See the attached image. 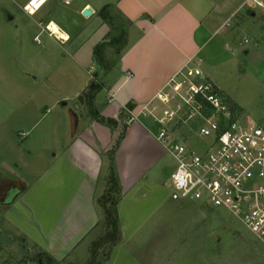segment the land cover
Returning a JSON list of instances; mask_svg holds the SVG:
<instances>
[{"label":"rangeland","instance_id":"rangeland-1","mask_svg":"<svg viewBox=\"0 0 264 264\" xmlns=\"http://www.w3.org/2000/svg\"><path fill=\"white\" fill-rule=\"evenodd\" d=\"M230 1L233 18L202 48L200 67L237 120L264 123V8ZM26 2L0 0V264H264V243L226 210L171 199L175 162L154 139L122 154L124 163H138L144 173L137 185L122 188L115 163L121 142L115 141L132 122L133 109L119 117L120 132L109 148L116 149L121 185L117 239L105 237L111 227L98 203L108 187L105 155L108 173L96 197L99 221L71 245L69 239L89 225L93 210L89 192L76 185L79 170L66 148L73 130L95 120L96 106L87 95L103 65L78 59L68 46L85 25L67 23L72 32L63 45L45 30L51 2L33 15L24 12ZM112 15L118 25H127ZM58 17L71 19L63 11ZM120 44L106 45L105 64L118 60ZM138 118L154 135L170 127ZM196 126L187 120L173 129L201 148L205 140L191 136Z\"/></svg>","mask_w":264,"mask_h":264},{"label":"crops","instance_id":"crops-1","mask_svg":"<svg viewBox=\"0 0 264 264\" xmlns=\"http://www.w3.org/2000/svg\"><path fill=\"white\" fill-rule=\"evenodd\" d=\"M48 1L51 2L45 11L46 16H49L45 24L48 35L65 45L69 43V34L72 32L67 23L85 25L79 37L68 46L70 49L74 47L72 53L78 59L88 60L90 64L94 62V48L99 43L110 41V38H105L111 31L110 25L102 19L101 9L106 5L111 6L112 13H116L127 24V40L117 53L118 60L109 69H102V74L96 73L93 77L102 84V89L93 99L95 111L117 121H120V113L128 103H132L135 106L133 110L137 112L154 98L174 74L184 70L190 62H199L201 66L202 48L225 23L232 20L235 12L230 0ZM88 7L92 9V13L86 17L83 10ZM62 11L69 12L72 20L63 22L58 17ZM50 22L56 23L68 38L63 40L53 34L48 29ZM84 93L85 91L79 98ZM119 123L118 127L111 129L92 120L82 129L75 132L73 130L66 155L79 170L75 183L79 190L89 192L94 213L92 211L89 225L78 233L75 232L74 237L69 239L72 241L71 245L82 240L99 221L96 197L98 190L102 189L99 182H106L108 173V164L103 154L116 140L120 132ZM153 139L163 147L144 121L133 120L128 125L115 156L122 188L125 189L131 183L137 185L143 180L144 174L138 163L125 160V164L122 154L130 146H137L138 143L149 145Z\"/></svg>","mask_w":264,"mask_h":264},{"label":"built area","instance_id":"built-area-1","mask_svg":"<svg viewBox=\"0 0 264 264\" xmlns=\"http://www.w3.org/2000/svg\"><path fill=\"white\" fill-rule=\"evenodd\" d=\"M47 1L27 0L22 8L33 15ZM245 3L264 8V0ZM131 113V121L142 115L170 126L154 137L175 162L171 199L224 209L264 243V123L237 120L199 62H190L148 104ZM187 120L197 123L191 136L205 140L201 148L173 129Z\"/></svg>","mask_w":264,"mask_h":264},{"label":"trees","instance_id":"trees-1","mask_svg":"<svg viewBox=\"0 0 264 264\" xmlns=\"http://www.w3.org/2000/svg\"><path fill=\"white\" fill-rule=\"evenodd\" d=\"M100 15L102 19H104L109 25L111 31L119 30V32H116L117 35H113L110 37L109 43H100L94 48V62L96 65L99 67L103 65L102 69L107 70L111 66L110 64H105V58H104V52L108 45L110 46L112 44H120V48H122V45L126 44V39H127V33H126V25H118L117 22H115L114 15H112L111 12V6L106 5L103 7L100 11ZM120 42V43H119ZM107 45V47H106ZM106 47V48H105ZM124 47V46H123ZM96 79V78H95ZM95 81V80H94ZM102 89V84L98 82L97 80L93 83L91 86V92L87 95L88 99L90 101H93L95 94ZM134 105L132 103H128L121 111L120 116L122 117L127 116L125 115L126 110H132L134 109ZM94 118L101 124L111 128L115 129L118 127V121L113 118H108L100 115L96 111L94 112ZM124 137V133H122L118 139L115 141L116 145H119L121 140ZM115 148H112L108 150L106 153H104L108 158V164H109V174L107 176V185L108 187L106 188L105 192L99 197L98 203L102 206L104 214L106 216V223L108 226L111 227V231H109L108 234H106V238L110 239L111 241H114L117 239V233L119 231V219H118V210L117 206L118 203L121 199V185L119 182L118 175L115 171L114 168V154H115ZM97 247V246H96ZM95 247V248H96ZM94 248L93 251V256H96V249Z\"/></svg>","mask_w":264,"mask_h":264},{"label":"bare ground","instance_id":"bare-ground-1","mask_svg":"<svg viewBox=\"0 0 264 264\" xmlns=\"http://www.w3.org/2000/svg\"><path fill=\"white\" fill-rule=\"evenodd\" d=\"M48 28L51 32H53V34H56L59 38L63 40H66L68 38V35L63 32L56 23L50 22L48 24Z\"/></svg>","mask_w":264,"mask_h":264},{"label":"water","instance_id":"water-1","mask_svg":"<svg viewBox=\"0 0 264 264\" xmlns=\"http://www.w3.org/2000/svg\"><path fill=\"white\" fill-rule=\"evenodd\" d=\"M91 13H92V9L90 7L85 8L83 10V15L86 16V17L90 16ZM9 19H11V17H9ZM80 100H82V97H80Z\"/></svg>","mask_w":264,"mask_h":264},{"label":"snow or ice","instance_id":"snow-or-ice-1","mask_svg":"<svg viewBox=\"0 0 264 264\" xmlns=\"http://www.w3.org/2000/svg\"><path fill=\"white\" fill-rule=\"evenodd\" d=\"M41 2H43V0H41Z\"/></svg>","mask_w":264,"mask_h":264}]
</instances>
